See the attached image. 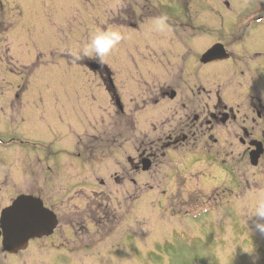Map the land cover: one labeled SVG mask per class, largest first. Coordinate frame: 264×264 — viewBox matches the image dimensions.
Instances as JSON below:
<instances>
[{"label": "flooded vegetation", "instance_id": "flooded-vegetation-1", "mask_svg": "<svg viewBox=\"0 0 264 264\" xmlns=\"http://www.w3.org/2000/svg\"><path fill=\"white\" fill-rule=\"evenodd\" d=\"M77 3L78 59L99 81L109 124L93 137L99 146L88 157L82 144L53 165L50 152L28 160L15 151L0 152V165H10L0 168V264H52L46 254L77 250L75 238L74 247L68 244L83 223L69 220V194L81 187L69 177L54 180L63 167L82 173L88 159L95 160L99 191L93 192L159 191L163 209L167 203L225 207L247 195L256 207L264 202V0ZM5 11L6 1L0 0V48ZM91 102L105 109L95 96ZM47 160L51 166L43 168ZM32 168L36 172L30 174ZM19 181L38 187L17 189ZM21 198V215L38 210L54 226L25 247L7 250L1 222L19 221L10 213ZM181 209L171 215L189 219L190 211Z\"/></svg>", "mask_w": 264, "mask_h": 264}, {"label": "rangeland", "instance_id": "rangeland-1", "mask_svg": "<svg viewBox=\"0 0 264 264\" xmlns=\"http://www.w3.org/2000/svg\"><path fill=\"white\" fill-rule=\"evenodd\" d=\"M5 1L7 26L0 48V152L15 151L26 160L50 152L53 165V160L65 159L67 150L75 152L82 144L85 157L90 156L99 146L93 137L109 124L110 108L99 81L78 59L77 0H71L70 8L67 0ZM106 59L107 64L112 62ZM92 95L103 111L95 108ZM100 120L102 123H97ZM12 141L16 144L6 145ZM94 161L86 160L82 173H67L66 167L56 172L59 179L54 183L69 177L70 183L81 187L69 194V220L82 222L83 231L70 236V247H74L73 238L80 243L76 251L46 254L52 264H71L75 259L79 264H264V202L256 207L247 201L251 195L243 198L241 194L243 199L225 207L210 208L211 202L190 207L167 203L163 209L158 204L159 191L93 192L99 191ZM47 162L51 166L48 160L41 166L45 168ZM18 183L21 188L17 189L38 187ZM261 199L264 201V196ZM180 208L181 212L190 211L189 219L171 215ZM207 209L211 212L206 213ZM179 232L185 234L179 236ZM86 246L92 249L88 251Z\"/></svg>", "mask_w": 264, "mask_h": 264}, {"label": "water", "instance_id": "water-1", "mask_svg": "<svg viewBox=\"0 0 264 264\" xmlns=\"http://www.w3.org/2000/svg\"><path fill=\"white\" fill-rule=\"evenodd\" d=\"M22 199L24 198L16 200L10 213L12 218H19V221L15 223L1 222L5 233L3 237V247L7 250L15 251L18 248L25 247L26 242L30 238L49 234L51 228L54 226L52 223H45V220L41 218L43 215L38 210H35L33 213H28L30 215H21L18 211L17 204ZM15 235L18 236L15 237Z\"/></svg>", "mask_w": 264, "mask_h": 264}]
</instances>
